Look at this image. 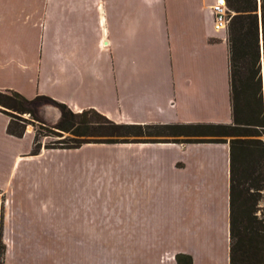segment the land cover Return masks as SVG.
I'll return each instance as SVG.
<instances>
[{"label": "crops", "instance_id": "1", "mask_svg": "<svg viewBox=\"0 0 264 264\" xmlns=\"http://www.w3.org/2000/svg\"><path fill=\"white\" fill-rule=\"evenodd\" d=\"M215 2L0 0V91L92 109L116 124L234 126L228 29L213 30ZM259 42L263 58V34ZM235 110L238 128L258 136L91 143L33 156L32 127L10 136L0 112L3 264H230V145H264L256 127L264 124V61L262 78L236 83ZM233 152L246 186L264 152L250 144ZM40 159L51 169L33 170ZM49 189L72 194L74 216L48 209Z\"/></svg>", "mask_w": 264, "mask_h": 264}, {"label": "trees", "instance_id": "2", "mask_svg": "<svg viewBox=\"0 0 264 264\" xmlns=\"http://www.w3.org/2000/svg\"><path fill=\"white\" fill-rule=\"evenodd\" d=\"M261 1L260 26L263 34L264 61V4ZM228 9L234 12L228 24L229 42V75L232 90L234 126L215 124H116L98 112L89 109L74 113L64 104L55 102L45 96L26 99L11 90L0 91V112L9 118L6 132L15 138H21L25 127L51 129L53 134L62 139L50 144L41 145L39 132L33 129L32 154L44 149H75L84 144H126V143H218L225 137L258 132L238 128L235 110V85L241 79L259 76L258 20L256 0H225ZM259 80V78H258ZM259 84V81H258ZM42 102L53 104L59 111V118L48 128L37 117L38 105ZM28 114L31 121L21 115ZM256 127H264L258 122ZM235 144L255 146L261 149L264 145L257 140H233L230 145V264H264V217L257 218L256 203L261 198L264 187V167L252 182L240 184L234 174ZM252 189V192L249 191ZM0 246V264L2 262Z\"/></svg>", "mask_w": 264, "mask_h": 264}, {"label": "rangeland", "instance_id": "3", "mask_svg": "<svg viewBox=\"0 0 264 264\" xmlns=\"http://www.w3.org/2000/svg\"><path fill=\"white\" fill-rule=\"evenodd\" d=\"M258 1V2H257ZM234 15V12H232ZM232 15V16H233ZM256 16L258 20V35L260 34L262 38V32H261V26H260V17H261V1L256 0ZM258 36V48H259V59H258V67H259V76L262 78L263 77V58H262V47H260V42ZM262 41V40H261ZM55 111L58 112L57 108L50 103H45L42 102L38 105L37 108V117L41 122H43L48 128L55 124V120H53L52 115L47 112ZM21 118L24 120L31 121V117L28 114H23L21 115ZM31 126V125H28ZM32 130L35 129L36 131L39 132V137L38 140L40 141L41 145H46L50 144L52 142H56L63 137H67V135H63L62 137H57L55 134H53V131L51 129H45V130H40L38 129L37 124L35 123L34 126H31ZM261 132L264 134V129L261 130ZM30 155L33 156L32 150H30ZM50 166V164H48ZM31 167L35 171H41L45 172L47 169H51L47 166V161L45 159H40V160H33L31 163ZM50 190V189H49ZM64 191V190H63ZM63 191L61 193L57 192H52L51 190L48 192L47 199H48V209L51 210V208H54V210H57L55 208L59 207L60 211L65 215V218H71V215L74 216V202H72V194H64ZM44 201V200H43ZM55 206H54V205ZM264 206V205H263Z\"/></svg>", "mask_w": 264, "mask_h": 264}, {"label": "built area", "instance_id": "4", "mask_svg": "<svg viewBox=\"0 0 264 264\" xmlns=\"http://www.w3.org/2000/svg\"><path fill=\"white\" fill-rule=\"evenodd\" d=\"M213 16V30L225 32L233 13L228 9L225 0H216L211 7Z\"/></svg>", "mask_w": 264, "mask_h": 264}]
</instances>
